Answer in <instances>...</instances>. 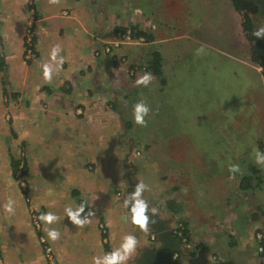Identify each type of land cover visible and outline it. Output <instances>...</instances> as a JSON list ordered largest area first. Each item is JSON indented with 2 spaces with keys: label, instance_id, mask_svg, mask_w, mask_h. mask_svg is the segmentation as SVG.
Listing matches in <instances>:
<instances>
[{
  "label": "crops",
  "instance_id": "obj_1",
  "mask_svg": "<svg viewBox=\"0 0 264 264\" xmlns=\"http://www.w3.org/2000/svg\"><path fill=\"white\" fill-rule=\"evenodd\" d=\"M23 1L19 31L12 24L15 9L9 0H0V246L8 264H43L36 258L38 249L28 247L34 235L42 232L49 239L54 229L63 237L66 223L85 244L91 239L86 263L107 264L105 253L110 252L118 257L112 264H264L261 176L231 171L233 162L242 160L238 154H190L184 134L168 132L184 127L181 122L195 125L208 117L216 108L210 99L220 86L227 95L240 94L241 100L232 103L243 116L257 113L264 124V106L252 104L251 95L252 80H260L261 73L252 70L242 16L231 0H72L74 6L58 12L44 11L40 0H33L32 17L28 0ZM128 29L149 39L102 50L104 43L121 41ZM27 32H33L32 63L24 58ZM179 37L186 40L174 42L171 56L156 48ZM154 52L160 54V76L147 68ZM45 64L51 66L50 79L43 75ZM145 74L151 77L148 84H138ZM142 86L161 96L165 119L155 125L159 136H153L149 119L141 126L133 119L128 94ZM45 123L57 131L61 149L53 162L59 172L50 175L39 172L42 157L37 154L39 139L50 141L38 135ZM19 143L30 156L33 202L55 219L44 221L35 234L26 227L16 231L12 255L6 240L16 219L4 205L9 199L14 208L21 203L12 177ZM136 143L137 164L128 160ZM141 182L148 187L134 196ZM136 200L146 201L145 228L131 221ZM178 223L185 225L188 243L173 233ZM256 233L262 234V243ZM128 237L133 242L125 250ZM53 254L58 264H66L58 247Z\"/></svg>",
  "mask_w": 264,
  "mask_h": 264
},
{
  "label": "rangeland",
  "instance_id": "obj_2",
  "mask_svg": "<svg viewBox=\"0 0 264 264\" xmlns=\"http://www.w3.org/2000/svg\"><path fill=\"white\" fill-rule=\"evenodd\" d=\"M88 2H92V0H88ZM94 2L99 4V2H102V0H94ZM9 3L10 5H12V9L14 8L16 11L15 14L16 16L14 15L12 24L15 27V29L17 30L19 29V31H22V26L24 23V7H23L24 1L9 0ZM73 3L74 2L72 0H40V4L44 6V11L49 9V12L51 11L58 12L60 11V9L64 7L66 8L72 7ZM27 4H28V13H29L28 16L32 17L34 16L35 13V4L33 0H28ZM17 16L19 17L17 18ZM252 21L255 28L264 29V22L262 18H256L252 16ZM32 36H33V32H27L28 41L26 42L27 45L24 52V58L26 59L27 62H31V63L34 57L36 56V51ZM179 38L173 41H167L157 44L156 48H159V50L163 48L164 50H162L161 53L167 51L165 55L171 56L175 52L174 45L176 43L174 42H181L186 40L183 37H179ZM243 43H245L244 45H246L247 42L245 39H243ZM153 46L154 45L147 44V47L153 48ZM50 48L51 47H47L48 52L50 51ZM44 50L45 48L43 47L42 52ZM15 54L14 57L16 56ZM15 62H16L15 58L10 61L11 64H14ZM252 65L254 64L252 63ZM254 67L255 68H252V70L255 73L257 71V75L258 73L259 75L261 73L260 75L261 78L260 80L254 78L252 80V91H251L252 104H256L259 108L261 105L264 106V67L262 66L259 67L257 65H254ZM219 83L222 82L220 81ZM219 88H218L219 90L218 94H216L215 96H213V98L210 99L211 103L214 104L212 105V107L213 108L216 107V108L211 113H209L208 117L202 119L200 123H197L195 125H189L186 122H181L183 123V125H185L184 127L181 128H179L178 126L169 127L168 132L172 131V133H174L175 130H178L179 132L183 133L187 140V144L185 145L186 148H191L193 150L190 154H200L201 152L204 154V156L207 157H209L210 154H221L223 157H230L229 155H232V153H234L235 155L238 154L239 156L242 157V160L239 161L236 160L233 163L238 168L237 171L239 176L246 174L255 175L257 174L256 172H258V174L261 176L262 185L264 186V152L262 149H260L261 148L260 146L262 145L261 142L264 144V124L260 125L261 118L256 115L257 113L254 114L253 116H247L246 114L245 116H243L242 112L238 111L237 107L232 103V101L234 100L236 101L241 100L239 97L240 94L237 91L234 92L235 94L231 95V93L229 92L230 91V87H229L228 88L229 95H227L226 90H222L221 86ZM128 95L130 98L131 112L133 106L136 103L142 102L148 105L149 112L145 116V120L149 119V121L153 125V127H151V131L154 132V135L153 134L152 135L159 136L160 131L156 128L155 125H157V123L159 122L163 123L165 119L164 117L165 114L163 110L164 105L161 96H158L156 92L151 90L150 86L137 87V89H134ZM244 100L245 102L249 103L247 99ZM263 106L261 108L262 111H263ZM47 124L48 123H45L44 126L40 127L41 132H38L39 137L50 138L49 142H47V140L45 139L43 140L39 139V143L41 145H39V149H37V154L40 153V157H42L41 159L42 162H40L39 172L43 175H46L47 172L48 175H50L51 170L56 171L57 173L59 172L58 168L57 170H55L53 162L56 161V157L59 155V152H61L60 147L58 148L56 144L57 142H55L56 138L58 137V133L52 126ZM139 143H136L131 147L132 154H130L128 158V160L133 161L136 164L139 161V158L133 155V151L139 148L140 146ZM18 150H19L17 155L18 162L14 167V175L12 177L15 180L16 187L20 191L21 203L17 204L16 208H14L12 205L14 211L10 214V218L11 220L16 219V225L13 227V231L9 233L8 235L9 237L6 240V243L9 244L10 246L12 255H14L16 252L15 249L16 231L22 230L23 227H26L27 231H32L34 232V234L36 232L34 230L36 228L33 226L31 222V210L39 211L40 215L45 214L44 209H42L41 206L36 205L33 202V192H32L33 186L31 179L32 170H31L30 156L28 150H26L25 145L22 143L18 144ZM141 151H142V155H144L145 153L144 148L141 149ZM226 153L229 154L227 155ZM49 155H50V160H49ZM204 159H205L204 162L207 163L206 162L207 158L204 157ZM172 164L174 168L178 167L177 162L174 161L172 162ZM253 165L257 166L259 169L258 168L256 169ZM229 168H231V166ZM254 177L255 176H252V179H255ZM52 181L53 182L56 181V178L52 179ZM16 187L15 189L17 190ZM51 212H53V210H51ZM43 222L44 221L41 220V227L39 229L40 231L42 229ZM68 223L71 222L69 221ZM72 227L73 225L66 223L64 225L65 232L63 237L58 236V238L55 240H52L50 238H49L50 240L47 239V236H45L42 232H40V234L38 235L35 234L32 244L28 247H30L33 250L35 248L38 249V256L36 258L42 259L43 264H49V260L45 255L44 244L41 243L39 240V236L41 235L45 238L46 243L52 246V249L54 246L59 248L61 253V258L65 259L66 264H91L89 262L86 263V260L87 261L89 260L87 258L90 256V254H92L91 249L93 246L91 247L92 244L91 239H89V244H85V241L83 239H80V237L76 236V234L72 231ZM1 243H4V241L0 239V244ZM74 248H76V251L74 252V254H72ZM81 249L84 250H82L81 252ZM66 255H68V257ZM32 257L35 258L34 253H32ZM53 257L55 259L54 254ZM55 263L58 264L56 260ZM0 264H8L6 260V256L2 251V246H0Z\"/></svg>",
  "mask_w": 264,
  "mask_h": 264
},
{
  "label": "clouds",
  "instance_id": "obj_3",
  "mask_svg": "<svg viewBox=\"0 0 264 264\" xmlns=\"http://www.w3.org/2000/svg\"><path fill=\"white\" fill-rule=\"evenodd\" d=\"M254 34L258 39L264 38V29H258ZM58 48H59V46L57 45L53 49L52 58L55 57V52ZM62 62H63V60L60 61V63H62ZM43 75L47 79L51 78V66L50 65L45 64L43 66ZM150 79H151L150 75L145 74L144 76H142L141 78L138 79L137 83L147 85L148 82L150 81ZM148 112H149L148 105H146L142 102L136 103L133 107V119H134V121L138 125L146 124L145 116L148 114ZM236 170H238L237 166L232 165L231 171H236ZM147 187L148 186L145 185L143 182L139 183L136 187V192L134 193V196H139L141 191ZM11 201H12V199H9L8 202L4 205L5 211L8 213H12L14 211L12 206H11ZM145 208H146V201L136 200L135 205L131 209V212H132L131 221L134 224L138 225L140 228H145L146 224H147V217L144 215ZM68 215L76 223H81L80 221L76 220V217L72 212L69 211ZM40 219L45 221V222H51L55 219V216L52 213H46V214H41ZM58 236H59V233L56 230L51 229L48 231V237L50 239L55 240L58 238ZM132 242L133 241L130 237H128L126 239V243L124 244L125 250H127L129 247H131ZM116 259H118V257L116 255L109 257L107 260V264H112V261H114Z\"/></svg>",
  "mask_w": 264,
  "mask_h": 264
},
{
  "label": "trees",
  "instance_id": "obj_4",
  "mask_svg": "<svg viewBox=\"0 0 264 264\" xmlns=\"http://www.w3.org/2000/svg\"><path fill=\"white\" fill-rule=\"evenodd\" d=\"M262 1V0H261ZM232 5L242 16V29L244 36L249 43L250 61L257 66L264 67V38H257L255 32L260 28H255L252 16L258 11V7L251 0H231ZM138 35H143L146 40L149 39L143 32H138ZM27 45V44H26ZM152 59L147 68L154 75L161 74V58L157 52L152 53ZM163 82V81H162ZM16 166V164H15ZM245 177L241 178L240 187H243Z\"/></svg>",
  "mask_w": 264,
  "mask_h": 264
},
{
  "label": "built area",
  "instance_id": "obj_5",
  "mask_svg": "<svg viewBox=\"0 0 264 264\" xmlns=\"http://www.w3.org/2000/svg\"><path fill=\"white\" fill-rule=\"evenodd\" d=\"M122 41H125L127 43H141V42H144L145 39L144 37L142 36H137L136 35V32L135 31H131L130 29H128L123 35H122V39L121 41H113L111 43H104L103 46H102V50L106 53L110 52L111 48H116L119 46L120 43H122ZM95 54H98V51L95 50ZM21 167V165H20ZM40 213L39 211H34V210H31V222L33 224V226L36 228V229H40L41 227V219H40ZM99 227L102 231H105L104 229V225L103 223H99ZM173 233L176 234L179 239L183 242V243H188V232L186 230V227L183 223H178L174 228H173ZM151 238L153 239L154 238V235H151ZM254 238L255 240L258 242V243H262V239H263V236L261 233H256L254 235ZM39 240L41 243L44 244V251H45V255L47 257V259L49 260V264H56L55 263V259L53 257V249H52V246L51 245H48L45 241V238L43 236H39ZM258 250L259 251H262L263 250V246L261 244L258 245ZM177 253H173L171 255V258L173 260L176 259L177 257ZM105 256L106 257H110L111 256V253L110 252H106L105 253Z\"/></svg>",
  "mask_w": 264,
  "mask_h": 264
},
{
  "label": "flooded vegetation",
  "instance_id": "obj_6",
  "mask_svg": "<svg viewBox=\"0 0 264 264\" xmlns=\"http://www.w3.org/2000/svg\"><path fill=\"white\" fill-rule=\"evenodd\" d=\"M257 7L258 11L253 15L256 18H262L264 22V0H251Z\"/></svg>",
  "mask_w": 264,
  "mask_h": 264
}]
</instances>
